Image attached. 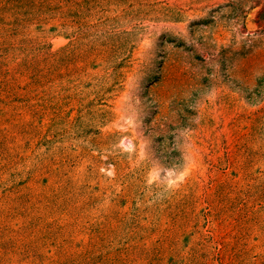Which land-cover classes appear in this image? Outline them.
<instances>
[{
    "label": "rangeland",
    "instance_id": "1",
    "mask_svg": "<svg viewBox=\"0 0 264 264\" xmlns=\"http://www.w3.org/2000/svg\"><path fill=\"white\" fill-rule=\"evenodd\" d=\"M0 264H264V0H0Z\"/></svg>",
    "mask_w": 264,
    "mask_h": 264
}]
</instances>
